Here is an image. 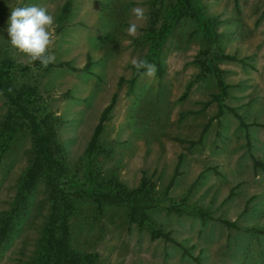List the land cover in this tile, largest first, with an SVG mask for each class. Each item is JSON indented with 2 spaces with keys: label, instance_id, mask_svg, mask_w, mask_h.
I'll list each match as a JSON object with an SVG mask.
<instances>
[{
  "label": "rangeland",
  "instance_id": "rangeland-1",
  "mask_svg": "<svg viewBox=\"0 0 264 264\" xmlns=\"http://www.w3.org/2000/svg\"><path fill=\"white\" fill-rule=\"evenodd\" d=\"M175 2L0 0V70L7 67L0 78L37 116L52 154L50 184L27 126L0 95V226L6 213L17 214L0 264H59L62 250L82 264H264V0H199L215 21L214 43L195 18L179 16L149 62L155 76L142 71L130 85L131 60L149 56ZM23 5L55 18L49 52L56 59L46 68L29 64L8 41L11 8ZM135 7L147 19L129 37ZM209 65L224 71L228 85L219 119ZM143 173L151 192L141 221L129 207L105 202L99 209L70 188L132 191ZM58 188L67 191L64 213ZM152 229L171 241L152 239Z\"/></svg>",
  "mask_w": 264,
  "mask_h": 264
},
{
  "label": "trees",
  "instance_id": "trees-1",
  "mask_svg": "<svg viewBox=\"0 0 264 264\" xmlns=\"http://www.w3.org/2000/svg\"><path fill=\"white\" fill-rule=\"evenodd\" d=\"M66 11L67 10L64 7V9L62 10V13L66 14L65 13ZM185 14L190 15L193 18H195L198 24V28L204 34L205 39L209 43H214L215 34H214L212 27L215 21L206 16V14L203 11V7L200 5L199 0H176L175 4H173L171 8L166 12V17L164 18V21H163L164 25H163L162 30L156 35H154L152 39L151 46H150V53H149V56L146 58L148 62L154 61L156 59L157 53L160 50L161 46L164 43L166 36L169 33L168 30L173 27L175 19ZM223 58L226 60H230V61L236 60L234 57H230V56H223ZM89 65H90V57H87V62L84 67L85 71L89 69ZM60 66H62V64H60L59 67ZM6 68L7 67L4 66L1 70H5ZM1 70H0V75L3 73ZM208 70L213 73L216 79L218 90H219L218 94L212 97V101L217 103V114L214 119H219L224 114L225 106L223 104V100L227 96L228 85L224 82V79H223L224 71L212 65H209ZM141 73L142 71L137 72L135 69L132 75V78L129 80V84L132 85L133 82L138 78V76ZM123 81L124 79L120 78L118 84H121ZM188 89L189 87H187L186 92L184 93L183 96L186 95ZM0 95L14 109L19 119L27 126L31 137L33 138V142L36 146L37 152H38L39 161L43 168L42 174L46 176L48 183L52 184V178L49 174H47L49 172L51 162H52L51 148L46 140V137L41 131L37 116L31 111H29L25 106H23L18 101V99L11 93V91L3 83L1 78H0ZM115 100H116V95L113 94L111 98V102L107 105V107H105V109L100 115L98 124L94 128L93 135L91 137V140L87 148L88 156H91L98 148L97 142H98V138L103 128V123L107 119V116L109 112L111 111L115 103ZM237 118L240 119L239 116H237ZM208 124L205 126L203 132H205V130L207 129ZM241 125L243 127H246V125L242 122H241ZM255 164L258 165V163H255ZM178 166H179V161L175 167V170L169 182L168 188L172 185L173 180L178 174L177 173ZM70 188H76L75 189L76 193H81L85 197L89 198L91 201L95 203V205L99 209L102 208L105 202H108L111 204L129 207L135 214H137L140 221H141V217L147 218L144 213L145 210L143 207H144V204L147 203V201L149 202L151 191H149V189L147 188V179L144 173L142 174L140 186L137 189L132 190V191H128L127 189L122 187L120 184H110L106 186H93V187H86V188L82 187L81 185L77 186L75 184H72ZM57 191H58L60 203L62 206V210L64 213L63 207L66 205V202H67V193H66L67 191L61 188H58ZM24 196H25L24 194H20V199H23ZM198 213L202 217L208 216V214L204 211H199ZM5 215L6 216H4V218L2 219V222H1L2 224L0 226V247H2L7 241L10 235V232L13 229V225H14V222L16 221V217H17L15 210H11ZM224 224H226L228 227L235 228V225L231 222L224 221ZM150 232H151L152 239L163 238L165 241H171L169 236L164 234L163 232H160L154 229H152ZM46 246H47V241H44L43 248L46 249L47 248ZM59 258L62 261L59 264H62V263L63 264L65 263L82 264V262H80L81 260L70 259L67 256V253L65 250H62L61 256L59 255Z\"/></svg>",
  "mask_w": 264,
  "mask_h": 264
},
{
  "label": "clouds",
  "instance_id": "clouds-1",
  "mask_svg": "<svg viewBox=\"0 0 264 264\" xmlns=\"http://www.w3.org/2000/svg\"><path fill=\"white\" fill-rule=\"evenodd\" d=\"M133 21L129 23L126 32L129 37L138 34V22L147 19L142 7L131 9ZM7 33L10 46L26 58L29 64L39 62L46 68L55 62V54L49 52L54 44L55 18L47 8L38 5H23L11 8ZM129 43L131 41H128ZM133 68L143 71L146 77H154L156 66L146 59L133 58Z\"/></svg>",
  "mask_w": 264,
  "mask_h": 264
}]
</instances>
